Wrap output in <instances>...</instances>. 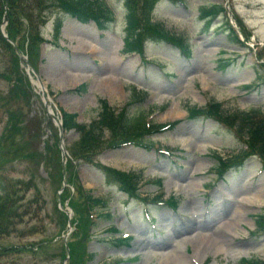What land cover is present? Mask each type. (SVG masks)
<instances>
[{"label": "rangeland", "instance_id": "1", "mask_svg": "<svg viewBox=\"0 0 264 264\" xmlns=\"http://www.w3.org/2000/svg\"><path fill=\"white\" fill-rule=\"evenodd\" d=\"M108 1L118 17L113 28L101 30L92 20L83 23L62 15L58 32L59 14L43 11L34 0L21 4L24 12H19L18 23L26 39L20 51L45 85L57 120L49 115L20 51L16 55L0 43V182L10 198L0 201V209L20 213L12 221L16 225L24 215L20 228L11 224L15 229L0 235V264H66L68 231V242L87 234L79 242L78 264H243L244 258L264 264V160L246 156L241 168L217 180V155L229 158L247 144L226 123L190 119L187 110L213 102L227 115L260 110L256 119L262 118L264 0L157 5L154 20L189 44L190 57L176 46L156 42L146 44L145 56L124 53V10L119 0ZM216 4L224 10L206 24L198 17L199 7ZM208 8L213 15L216 8ZM4 10L0 0V29ZM231 27L240 35L238 41ZM33 28L42 39L35 41L37 49L31 52ZM133 85L148 93L146 99H133ZM103 100L117 113L133 104L127 109L133 115L158 124L180 122L150 134L156 148L112 145L123 136L117 125L105 131L100 142L80 150V132L61 129L58 121L65 111L89 124L98 118ZM174 108L183 113L174 116ZM61 134L69 151L65 159L71 151L88 157H78L83 159L72 165V172L89 195L109 196L112 213L107 218L95 206L88 209L78 202L71 229L67 215L60 213V178L53 166L62 165ZM101 165L112 169V176L116 171L143 170L140 195L133 198L120 183L111 184L112 177L109 180ZM71 190V196L79 194L76 187ZM160 193L166 201L176 199L177 207L143 204L141 197ZM84 211L90 223L79 232ZM28 224L31 227L21 232ZM113 235L128 238L118 245L108 241ZM7 247L14 250L8 252Z\"/></svg>", "mask_w": 264, "mask_h": 264}, {"label": "trees", "instance_id": "2", "mask_svg": "<svg viewBox=\"0 0 264 264\" xmlns=\"http://www.w3.org/2000/svg\"><path fill=\"white\" fill-rule=\"evenodd\" d=\"M8 2V19L9 24L7 26V32L9 37L13 39L19 46L21 50L24 49V34H21L18 16L19 12H24L21 8V4L24 0H5ZM156 0H126L127 12L125 16V50L129 51H138L144 53V45L146 41H157V42H165L177 46L181 49V52L190 57L191 49L188 43L184 42V40L177 36L175 33H172L168 30L165 24L161 21L154 20L152 15L154 9V2ZM185 2V0H172ZM4 3V0H2ZM38 5L42 7V10H50L52 11H63L67 14H70L74 17H77L79 20L83 22H88L90 19H94L101 28H112L113 24L116 22L117 17L113 7L110 6L107 0H34ZM211 7V6H210ZM212 7L216 8L215 15L219 13L223 9L222 6L212 5ZM211 9V8H210ZM207 6H200L199 11L201 12L202 17L209 18V10ZM46 21H42V25ZM61 26V21H58L56 24L57 32ZM235 33V40L238 39V35ZM37 32L33 28V32L30 34L32 39V45L30 46L31 52L36 51L37 45H35V41H40L42 39L39 35H36ZM0 43L2 47L12 48L14 53H16V49L14 45L8 42V40L2 35L0 31ZM230 63V62H229ZM142 94H146V92H140L135 87L133 88V95L136 97L137 95L142 96ZM132 104H130L131 106ZM125 107L123 111L117 113L115 108L111 107L108 102L102 101V108L99 114V117L93 120L90 124L80 123L77 121V117L74 114L63 112V125L66 129H76L80 132L81 141L79 144V149L86 146L88 143H98L101 139L104 138L105 130H115L118 125L121 128L122 137L117 138L112 145H122L128 142H133L137 145H144L148 133L160 132L162 129L167 127L168 125L162 124H154L149 122L144 115H132L128 112ZM225 110L223 111L217 103L210 102L205 107L202 108H190L189 113L190 117L195 116H208L214 117L228 126L233 127L236 132L240 135V138L247 144V149L243 150L240 154L231 156L229 158H224L221 155H217L218 166L217 173L219 177L222 178L226 171L231 169L241 168L243 161L246 156L258 155L260 160L263 162L264 160V115L262 118L256 119L257 112H261L260 110L253 111H239L235 112L231 115L225 114ZM73 158L76 160L78 157H83L84 159H88V157L80 152L79 154L71 151ZM81 158V159H83ZM80 159V158H79ZM89 162V161H88ZM264 164V163H263ZM73 162L70 161L67 165L66 170L69 175L67 176L68 183L72 184L77 188L79 194L72 197V205L75 209H77V203L81 202L82 205L87 207L93 205L95 207H108L109 197H97L94 195H89V192L84 189L81 183L78 181L77 176L72 172L73 170ZM101 168L106 171L110 178L112 177V182L120 183L121 189L125 191H129L130 195L138 197V193L136 192L135 184L139 182L140 175L139 174H125L121 171H116V176H112V169L107 167ZM62 177V175H61ZM6 188L2 182H0V201L9 200L10 198L6 195ZM72 195L71 190L66 188L64 193L61 195L63 197H70ZM23 198L19 200L21 202ZM64 199V198H63ZM82 200V201H81ZM147 202V198L143 199ZM157 201V200H155ZM1 203V202H0ZM172 206H176V203L173 200L167 201ZM86 210V208H85ZM60 211V210H59ZM66 217V214L60 211ZM86 215L79 219V232L84 231L87 225L90 223V219L87 216V212L83 213ZM22 217L18 219L17 225L13 224L12 221L16 217H20V213L7 212L6 209H0V235H6L10 232L11 224L18 226L23 221ZM62 215V216H63ZM108 217L109 215H104ZM31 227L30 224L22 227L20 229L21 232L29 229ZM17 230V229H16ZM87 234L83 233L82 236L76 241H70L69 247L71 251V264L79 263V251L81 250L79 242L83 241ZM114 243H119L122 239H117L115 237H111L109 241ZM8 252L13 251L14 249L11 247L5 248ZM25 250V248H22ZM65 251L67 248L65 246ZM2 252V251H1ZM82 252V250H81ZM244 264H263L262 262L253 261L250 259H243Z\"/></svg>", "mask_w": 264, "mask_h": 264}, {"label": "bare ground", "instance_id": "3", "mask_svg": "<svg viewBox=\"0 0 264 264\" xmlns=\"http://www.w3.org/2000/svg\"><path fill=\"white\" fill-rule=\"evenodd\" d=\"M39 88H40V85H39ZM183 113L182 111H179L177 108H174L173 111H172V114L174 116H178L179 114ZM246 203H249L247 200H246ZM216 237V236H215ZM217 238V237H216ZM219 242H222V239L221 238H218L217 239Z\"/></svg>", "mask_w": 264, "mask_h": 264}, {"label": "water", "instance_id": "4", "mask_svg": "<svg viewBox=\"0 0 264 264\" xmlns=\"http://www.w3.org/2000/svg\"><path fill=\"white\" fill-rule=\"evenodd\" d=\"M21 58H22L23 60H25L29 65H31V64L29 63V61L27 60V58H26L24 55L21 54ZM46 105H47V108L49 109L50 104L47 102ZM49 113H50V115H51L52 117H56L55 114L52 113L50 110H49ZM63 149H64V148H63ZM64 153H65V149H64Z\"/></svg>", "mask_w": 264, "mask_h": 264}]
</instances>
